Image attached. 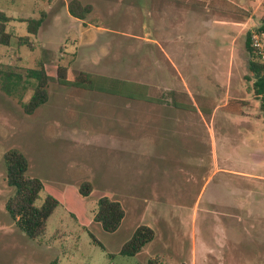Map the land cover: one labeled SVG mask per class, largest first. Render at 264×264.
I'll return each mask as SVG.
<instances>
[{
	"label": "rangeland",
	"instance_id": "obj_1",
	"mask_svg": "<svg viewBox=\"0 0 264 264\" xmlns=\"http://www.w3.org/2000/svg\"><path fill=\"white\" fill-rule=\"evenodd\" d=\"M49 1L0 0L13 36L0 45V264H264V119L245 47L264 0H80L94 7L81 22ZM40 17L29 35L21 20ZM40 63L48 100L26 115ZM85 75L118 91L75 87ZM10 149L43 185L35 205L58 201L36 240L4 208ZM102 197L124 211L113 233L93 221ZM138 226L152 241L120 255Z\"/></svg>",
	"mask_w": 264,
	"mask_h": 264
},
{
	"label": "trees",
	"instance_id": "obj_2",
	"mask_svg": "<svg viewBox=\"0 0 264 264\" xmlns=\"http://www.w3.org/2000/svg\"><path fill=\"white\" fill-rule=\"evenodd\" d=\"M67 11L71 17L84 20L90 13L91 6L89 4H83L79 0H69L67 2ZM9 20L10 18L0 11V45L3 46H8L13 38L12 34L6 32V25ZM21 21L26 22V30L29 35H36L43 22V18L40 17L39 19ZM257 30H264V16L261 18V24ZM248 37L249 33L246 34L245 42V47L249 51ZM16 40L18 45L29 44L27 37H17ZM247 70L254 78L252 80V90L254 94L256 96H261L260 108L264 119V67L249 59ZM56 77L60 84L68 85L65 81V69L57 67ZM27 78L35 82L30 99L22 106L23 113L30 115L38 107L47 102V86L50 78L41 63L37 68L27 70ZM79 78L78 82L73 84L75 87L105 93H116L118 91L114 85H110L111 81H108V83L105 81L98 89H94L93 87H95L96 83L92 77L85 75ZM3 163L5 166L7 185L14 188L15 191L14 194L6 200L4 205L5 211L10 220L25 237L30 240H36L44 234L47 220L57 208L58 201L54 197L47 195L40 206L35 205V201L38 199L43 185L39 179L27 176V161L19 150H7L3 154ZM90 192V183H81L79 193L82 196H87ZM123 217L124 211L119 202L102 197L98 200L93 221L99 224L104 232L113 233L120 226ZM153 237L154 233L149 227L138 226L130 239L123 244L119 254L122 256H134L140 252L143 246L152 241ZM91 239L93 243L101 246L93 236H91ZM147 264L153 263L149 261Z\"/></svg>",
	"mask_w": 264,
	"mask_h": 264
},
{
	"label": "built area",
	"instance_id": "obj_3",
	"mask_svg": "<svg viewBox=\"0 0 264 264\" xmlns=\"http://www.w3.org/2000/svg\"><path fill=\"white\" fill-rule=\"evenodd\" d=\"M248 46L250 60L264 67V30L250 31Z\"/></svg>",
	"mask_w": 264,
	"mask_h": 264
},
{
	"label": "crops",
	"instance_id": "obj_4",
	"mask_svg": "<svg viewBox=\"0 0 264 264\" xmlns=\"http://www.w3.org/2000/svg\"><path fill=\"white\" fill-rule=\"evenodd\" d=\"M53 0H50L49 1V3L50 2H52ZM69 0H60V4H61V6L63 7V10H64V12H65V14H66V16H69L70 18H72V19H74V20H76V21H78V22H81V21H83V20H78V19H75V18H73V17H71L70 15H69V13H68V11H67V2H68ZM80 1V0H79ZM62 2V3H61ZM81 2V1H80ZM90 5V4H89ZM91 6V11H90V13L92 12V10L94 9V7L92 6V5H90ZM51 9V8H50ZM52 11H54V10H52ZM89 13V14H90ZM88 14V15H89ZM87 15V16H88ZM159 15H161L160 13L159 14H157V15H155V17H158ZM87 16L85 17V19L87 18ZM43 18V17H42ZM45 18V17H44ZM44 18H43V20H44ZM155 21H158V22H156V24L153 26V28H157L158 27V29L159 30H163V28H165V26H164V24H162L161 22H163L162 21V17L160 18V17H158L157 18V20H155ZM160 21V22H159ZM42 23H44V22H42ZM212 24H214V25H225V24H230L229 22H224V21H212ZM231 24H233V23H231ZM236 25H244L243 23L242 24H240V23H235ZM174 23H171V24H169V30L170 31H168L170 34L171 33H173L172 32V30L171 29H174ZM41 26V25H40ZM164 26V27H163ZM40 28V27H39ZM171 28V29H170ZM39 30V29H38ZM38 32V31H37ZM146 44H149V43H151L152 45H154L153 47H155V48H157L161 53H162V55H164V57H166L168 60H169V55H167V53L165 52V50L163 49V47L161 46V44L158 42V41H150V42H148L147 40H145L144 41ZM158 51V52H159ZM151 97V96H150ZM211 132V131H210Z\"/></svg>",
	"mask_w": 264,
	"mask_h": 264
}]
</instances>
